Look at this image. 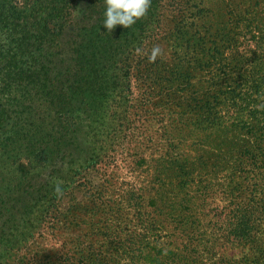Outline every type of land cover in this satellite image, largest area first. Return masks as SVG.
Listing matches in <instances>:
<instances>
[{"label": "rangeland", "instance_id": "obj_1", "mask_svg": "<svg viewBox=\"0 0 264 264\" xmlns=\"http://www.w3.org/2000/svg\"><path fill=\"white\" fill-rule=\"evenodd\" d=\"M203 3L210 34L217 31L215 38L208 37L206 48L216 47L218 59L206 71L192 66L189 80L175 76L179 74L173 63L182 56L178 51L174 55L170 30L175 21L160 11L152 27H159L156 37L147 39L130 59L132 85L125 84L120 97L113 89L108 100L100 99L98 133L104 156L96 166L80 170L72 182L69 166L63 167L71 189L51 205L26 247L12 251L0 264H77L79 259L85 264H157L184 248L182 230L194 215H264V166L258 163L264 160V147L260 151L256 142L262 134L250 113L254 102L242 100L248 89L257 92L258 76L264 75V0ZM155 47L160 52L150 60ZM211 73L221 76L218 107ZM156 77L166 82L157 87L152 83ZM201 100L213 104L210 112L217 107L212 114L221 118L222 131L195 130L201 126L199 116H207L204 105L197 104ZM108 122L112 126L104 128ZM83 139L85 133L81 146ZM164 159L184 164L186 170L169 166L176 169L164 178L169 170ZM226 229L232 236L234 228ZM253 232L255 246L264 244V224L255 225ZM243 246H231L222 255L242 264H264V254L245 258L249 250Z\"/></svg>", "mask_w": 264, "mask_h": 264}, {"label": "trees", "instance_id": "obj_2", "mask_svg": "<svg viewBox=\"0 0 264 264\" xmlns=\"http://www.w3.org/2000/svg\"><path fill=\"white\" fill-rule=\"evenodd\" d=\"M104 11V0H0V260L26 247V242L44 223L51 205L55 206L71 189L63 178V167L69 166L72 182L80 170L96 166L104 156L106 149L98 133L100 99L108 100L113 89H117L120 97L125 84L132 85L130 59L143 50L147 39L156 37L155 30L159 27H152L157 24L160 11L175 21L170 30L174 55L177 51L182 55L175 57L177 62L173 63L179 74L175 76H187L189 80L192 66L206 71L220 56L216 47L206 48L208 37L215 38L217 31L210 34L203 0H151L143 18L128 29L117 25L112 32L103 26ZM111 72L117 76H111ZM212 76L213 93L217 95L212 98L218 107L222 99L218 81L221 76ZM258 81L257 92L248 89L242 100L248 105L254 102L255 111L250 113H254L258 133L262 134L256 137L261 151L264 147L261 72ZM165 82L158 77L152 80L157 87ZM185 86L181 83L179 87ZM206 99L209 98H203ZM197 104L204 105L201 109L207 116H199L201 126L195 130L222 131L225 126L221 118L212 114L217 107L210 112L213 106L210 101ZM111 126L108 122L104 128ZM163 162L169 169L164 178H170L176 169L169 166L186 170L184 164L166 159ZM258 163L259 167L264 166V160ZM52 167L56 169L42 177ZM160 182L167 186L165 180ZM263 217L247 213L225 217L194 215L182 230L186 238L184 248L171 251L173 258L157 264H242L222 253L243 244L249 250L245 258L257 254L260 259L264 244L255 246L253 231L255 225L264 224ZM230 226L234 228L232 236L226 229ZM77 264L85 261L79 259Z\"/></svg>", "mask_w": 264, "mask_h": 264}, {"label": "clouds", "instance_id": "obj_3", "mask_svg": "<svg viewBox=\"0 0 264 264\" xmlns=\"http://www.w3.org/2000/svg\"><path fill=\"white\" fill-rule=\"evenodd\" d=\"M104 2L103 26L107 32H112L117 25L130 28L147 14L151 4V0H104ZM159 52L158 47L153 48L150 60H155ZM57 191L59 192V188Z\"/></svg>", "mask_w": 264, "mask_h": 264}]
</instances>
